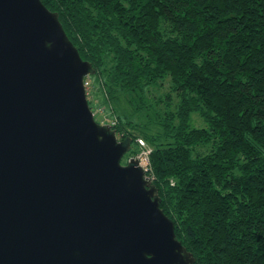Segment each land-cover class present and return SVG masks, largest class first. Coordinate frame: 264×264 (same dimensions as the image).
Instances as JSON below:
<instances>
[{
	"label": "trees",
	"instance_id": "trees-1",
	"mask_svg": "<svg viewBox=\"0 0 264 264\" xmlns=\"http://www.w3.org/2000/svg\"><path fill=\"white\" fill-rule=\"evenodd\" d=\"M41 1L94 69L88 104H109L129 155L148 147L193 264H264V0ZM119 98L146 121L117 114Z\"/></svg>",
	"mask_w": 264,
	"mask_h": 264
},
{
	"label": "water",
	"instance_id": "water-1",
	"mask_svg": "<svg viewBox=\"0 0 264 264\" xmlns=\"http://www.w3.org/2000/svg\"><path fill=\"white\" fill-rule=\"evenodd\" d=\"M41 0H0V264H193Z\"/></svg>",
	"mask_w": 264,
	"mask_h": 264
},
{
	"label": "rangeland",
	"instance_id": "rangeland-1",
	"mask_svg": "<svg viewBox=\"0 0 264 264\" xmlns=\"http://www.w3.org/2000/svg\"><path fill=\"white\" fill-rule=\"evenodd\" d=\"M90 75H91V79L93 81V84L90 87V89L93 91L92 88L97 87V82L95 81L94 74H90ZM163 86H164V89H162L160 87H158V88L152 87V92L154 93V95L163 94V92L168 87L167 81L164 82ZM112 104L115 107L117 114L126 115V116L130 117L131 119H133L136 123H140V125L146 121L145 116H143V114L136 115L133 112V109L128 105V103L123 98L113 100ZM89 105L91 107V110L93 111L94 119L99 123H108L111 120L110 117L111 116L113 117V115H114V113L110 110L109 104L106 103V101H104L102 98H97V101H95V102H92V101L89 102ZM99 106H104L103 107V113H101L98 110ZM104 116H106L107 118H103ZM102 118H103V120H102ZM190 123L192 125H195V126H201V125H203L204 122H203L202 118L197 113L193 112L190 114ZM147 125L150 126L149 123H147ZM131 147H133V142L131 143ZM128 156H129V151L124 154V156L121 159V162L122 163L125 162L126 158Z\"/></svg>",
	"mask_w": 264,
	"mask_h": 264
},
{
	"label": "built area",
	"instance_id": "built-area-1",
	"mask_svg": "<svg viewBox=\"0 0 264 264\" xmlns=\"http://www.w3.org/2000/svg\"><path fill=\"white\" fill-rule=\"evenodd\" d=\"M83 83H84L85 93L87 94L88 93L87 90L89 89V85H90L88 79H83ZM93 102H95V99H93ZM98 110L101 113H103V107L102 106H99ZM103 118H107V117L104 116ZM103 118H102V120H103ZM110 118H111V120L107 124H109L112 127L116 121H115V118H113V117H110ZM136 140L138 142L139 151L133 155L138 158L139 164L142 166V168L145 171V177L151 181L153 179V175L151 174V172H148V170H149V165H148L149 164L148 163L149 149L145 145V142L143 141V139L137 138Z\"/></svg>",
	"mask_w": 264,
	"mask_h": 264
},
{
	"label": "flooded vegetation",
	"instance_id": "flooded-vegetation-1",
	"mask_svg": "<svg viewBox=\"0 0 264 264\" xmlns=\"http://www.w3.org/2000/svg\"><path fill=\"white\" fill-rule=\"evenodd\" d=\"M118 138V137H117ZM119 139V138H118ZM123 163H125V162H123Z\"/></svg>",
	"mask_w": 264,
	"mask_h": 264
}]
</instances>
